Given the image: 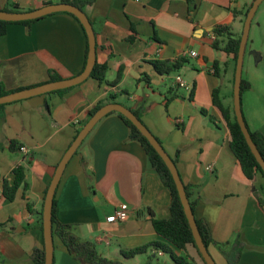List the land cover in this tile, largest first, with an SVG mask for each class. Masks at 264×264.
Segmentation results:
<instances>
[{
    "label": "crops",
    "instance_id": "crops-1",
    "mask_svg": "<svg viewBox=\"0 0 264 264\" xmlns=\"http://www.w3.org/2000/svg\"><path fill=\"white\" fill-rule=\"evenodd\" d=\"M49 1L56 2L0 0V9L10 3L34 9ZM240 5L237 0H95L84 8L95 32L96 61L109 64L106 79L113 80L119 67L123 75L116 86L88 77L65 91L0 107V264H34L32 251L42 244L38 214L55 168L80 122L109 94L140 111L141 121L175 160L195 201V219L208 226V251L216 264H227L219 246L235 240L241 251L234 264H264V205L258 200H264V177H245L230 150L226 122L213 103L217 88L222 103L233 106L231 56L214 49L211 41L217 24L239 30L241 16L234 17L232 10ZM85 48L80 24L66 12L30 24H8L0 35V89L12 92L48 82L49 71L61 79L72 77L82 70ZM178 58L184 62L168 75L158 74L151 64ZM177 76L191 85L189 90L177 87ZM246 81L250 87L241 97L245 122L264 134V105H256L264 101V85ZM169 89L177 96L167 102ZM128 135L117 114L102 117L69 159L54 194L58 222L72 225L73 233L92 241L100 255L124 263L130 259L122 257L121 249L161 239L151 219L168 218L171 203L144 149ZM12 140L18 145L13 150ZM18 165L25 167L26 186L8 201L3 182H12ZM122 204L126 219L106 221ZM53 241V264H83L61 239L53 235Z\"/></svg>",
    "mask_w": 264,
    "mask_h": 264
},
{
    "label": "trees",
    "instance_id": "trees-1",
    "mask_svg": "<svg viewBox=\"0 0 264 264\" xmlns=\"http://www.w3.org/2000/svg\"><path fill=\"white\" fill-rule=\"evenodd\" d=\"M95 0H56V2H64V3H70L76 7H79L80 9L84 10V8L87 5H91ZM188 3L193 4V0H187ZM253 0L249 3L247 8L242 12V10L234 9L232 10V13L234 17L240 15L243 18H240L241 23L244 22L245 16L247 14V11L249 7L251 6ZM52 3V1L46 2L45 4ZM3 10L7 11H21L24 10L20 8L16 4H7L3 8ZM30 10V9H27ZM68 13V12H66ZM55 14V13H53ZM53 14H49L46 16H50ZM71 15L79 24L84 32L85 38H86V48H85V57H84V63L83 68L86 64V56L88 52V46H87V37L86 33L84 31L83 26L79 22V20L71 13H68ZM46 16H43L41 18H44ZM41 18L38 19H32V20H23V21H15V22H9L0 20V35H3L6 32V26L8 24L12 23H18V24H30L33 23ZM131 29L133 28V24H131ZM213 33L215 34V38L211 41V46L214 49L222 50L227 55L231 56V82L233 85L234 82V72H235V64H236V55L239 47L240 37L242 30L239 32H234L226 23L223 24H217L213 28ZM130 41L133 40V37L130 36L128 38ZM184 62L183 58H178L173 62H170L168 60H159L155 59L151 61V64L153 65L155 71L160 75H168L176 70H178L181 66V64ZM215 68L216 65L214 64ZM81 70V71H82ZM80 71V72H81ZM109 71V64L108 61L99 62L96 61L94 64V67L89 75V77H92L99 82H106L110 86H116L121 81L122 75H123V69L122 67H119L116 71V75L113 80L108 81L106 79V75ZM48 80L47 81H54L61 79V76L56 74V72L49 71L48 74ZM177 87H179L177 85ZM250 87V84L245 80L241 79V96L242 93L246 90H248ZM23 87L17 88L15 90L10 91H16L19 89H22ZM68 88L55 90L52 92H61L65 91ZM8 90L0 89V95L8 93ZM121 92H124L122 90ZM219 90L216 88L213 91V103L214 105L220 110L222 117L224 121L226 122V125L230 132V150L237 159L240 168L245 175L247 179H252L254 176L259 173L262 177H264V172L262 171L260 165L258 164L257 160L255 159L254 155L250 151L245 138L243 136V133L239 127V124L236 120V117L234 115L233 106H226L222 103L221 99L218 96ZM177 94L174 92L173 89L168 90V96H166V101L169 102L174 97H176ZM108 102H116V96L114 94H109L107 97L98 102L93 108H91L88 112V116L85 120L80 122L79 128L76 130V134L79 131V129L83 126V124L87 121L89 116L94 113L99 107H101L103 104ZM5 104H0V107H3ZM130 108V107H129ZM134 114L141 120L140 111H137L135 109L130 108ZM204 112V110H202ZM115 113L117 114L122 121L126 124L129 130L128 138L130 140L138 142L142 148L144 149L148 161L150 163L151 168L158 174L160 177L162 183L165 187L168 188L170 195H171V203H170V215L168 218H155L152 217L151 222L152 226L155 230V232L160 236V240H152L149 242H146L142 245L128 248V249H121L120 253L124 259H131L137 255L151 253L148 256V259L143 262L142 264H167L165 262L160 261L157 258L158 252H161L162 254L165 253L169 256V259L173 264H197L196 257L192 256L188 252V246H191L200 261L203 264H206L201 257L196 245L195 241L191 232V229L189 227L188 220L185 216L183 206L180 202L177 189L175 186V183L173 181V178L170 174L169 169L167 168L166 164L162 160V158L159 156V154L156 152V150L153 148V146L150 144V142L147 140V138L137 129V127L124 115H122L119 112L112 111L109 114ZM250 135L255 143L258 151L260 152L262 158L264 159V134L260 132L259 130H250ZM17 143L12 140L10 142L9 148L11 150L15 149L17 147ZM21 146L19 147V149ZM77 152V151H76ZM75 152V154H76ZM175 162V160L173 159ZM13 180L11 183H8L7 181L3 182V188L2 193L6 200L12 201L14 200L17 190L20 187L25 188L26 181H25V167L23 165L16 166L13 171ZM186 195L189 199L191 208L193 210V207L195 205V201L190 199V193L187 186H185ZM259 202L264 205V200L260 197H258ZM55 198L53 199V207H52V232L53 235L57 236L66 246L68 252L77 260L82 262L83 264H125L123 261L118 259H112L107 258L97 251L95 244L90 240H83L80 239L75 233L72 231V225L70 224H62L57 221L55 218ZM27 207L29 208V204H27ZM197 227L200 232L202 241L208 248L209 243L212 241L211 235L209 233L208 226L196 219ZM38 228L42 235V208L39 211L38 214ZM231 242H225L222 245L219 246V249L224 252L225 257L227 259V264H234L238 259L241 251V243L238 241H233L231 243L230 252L229 250L225 251L223 250L224 245H228ZM176 250H179L180 252H177ZM154 255V256H152ZM34 264H44V245H43V237H42V244L40 247H36L32 251L31 255Z\"/></svg>",
    "mask_w": 264,
    "mask_h": 264
},
{
    "label": "water",
    "instance_id": "water-1",
    "mask_svg": "<svg viewBox=\"0 0 264 264\" xmlns=\"http://www.w3.org/2000/svg\"><path fill=\"white\" fill-rule=\"evenodd\" d=\"M261 2L262 0H253L243 22L242 33L236 55V64H235V72H234L233 110L236 120L245 138V141L250 151L254 155L255 159L257 160L258 164L260 165L262 171L264 172V159L262 158L260 152L258 151L255 143L251 138L250 131L245 122L242 112V106H241L242 105L241 79H242L243 58L245 54L251 21ZM57 12H68L73 14L83 26L84 31L86 33L87 46H88L85 67L81 72L69 78H62L59 80L48 81L36 86L22 88L16 91H12L0 95V104L10 103L13 101L25 99L35 95L68 88L83 82L89 77L96 62V39H95L94 29L92 27V24L88 16L79 7H76L70 3L52 2L30 10L7 11L0 9V20L9 21V22L32 20ZM251 54L254 55V59L256 62L260 60V54L258 52L251 51ZM112 111L119 112L122 115H124L126 118H128L137 127V129L147 138V140L150 142V144L153 146V148L162 158L167 168L169 169L170 174L175 183L180 202L183 206L185 216L188 220L189 227L191 229L195 241V245L201 257L203 258L206 264H216L215 260L210 255L208 248L202 241L193 210L191 208L189 199L186 195L184 183L182 182V179L179 175L175 162L165 151L159 140L146 127V125L134 114V112L130 108L119 102L105 103L89 116L87 121L83 124V126L79 129V131L73 138L72 142L64 152L62 158L60 159V161L58 162L55 168L54 174L52 176V179L44 196V202L42 208V237H43V245H44V264H53L54 241H53V232H52V207H53V199H54L56 187L59 183L62 173L69 159L76 152L77 148L82 143V141L87 136V134L90 132V130L94 127V125L102 117H104L105 115H107Z\"/></svg>",
    "mask_w": 264,
    "mask_h": 264
},
{
    "label": "rangeland",
    "instance_id": "rangeland-1",
    "mask_svg": "<svg viewBox=\"0 0 264 264\" xmlns=\"http://www.w3.org/2000/svg\"><path fill=\"white\" fill-rule=\"evenodd\" d=\"M241 2L240 10L242 12L247 8L251 0H237ZM25 10V9H24ZM243 18V17H241ZM243 23H240V28L237 30L239 32L242 30ZM251 51H256L260 54V60L255 61L254 55L251 54ZM242 78L245 80L250 79L257 87L260 85H264V0L260 3L258 6L254 17L251 21L248 40L246 44L245 54L243 58V66H242ZM131 89V88H130ZM245 93H242V99L245 98ZM253 104L254 99L256 100V97L252 95ZM261 104L264 105V101H258L256 105L261 106ZM254 105L255 107H258ZM243 112V111H242ZM190 252L197 258V260L202 264L200 259L198 258L195 250L191 247ZM150 254V253H149ZM148 254H141L138 255V260H127L125 262L126 264H142L148 259ZM157 258L165 262L167 264H173L171 260L169 259V256L165 253L162 255H157ZM113 259V258H112ZM117 259V258H116Z\"/></svg>",
    "mask_w": 264,
    "mask_h": 264
},
{
    "label": "built area",
    "instance_id": "built-area-1",
    "mask_svg": "<svg viewBox=\"0 0 264 264\" xmlns=\"http://www.w3.org/2000/svg\"><path fill=\"white\" fill-rule=\"evenodd\" d=\"M189 55L196 56V52L190 51ZM174 83L178 85L179 87H182L186 90H189L191 85H189L185 80H183L180 76H177L174 80ZM20 150L26 151L25 147H21ZM208 170H211V166H207ZM127 217V206L125 204H122L119 208L115 209L114 212L106 217V221L108 222H120L125 220ZM160 253V252H159Z\"/></svg>",
    "mask_w": 264,
    "mask_h": 264
}]
</instances>
